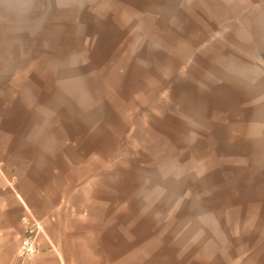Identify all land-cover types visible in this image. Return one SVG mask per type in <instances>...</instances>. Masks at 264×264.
<instances>
[{"label":"rangeland","instance_id":"obj_1","mask_svg":"<svg viewBox=\"0 0 264 264\" xmlns=\"http://www.w3.org/2000/svg\"><path fill=\"white\" fill-rule=\"evenodd\" d=\"M76 4L55 50L71 63L29 65L27 91L102 153L108 240L93 253L264 264V0Z\"/></svg>","mask_w":264,"mask_h":264},{"label":"crops","instance_id":"obj_2","mask_svg":"<svg viewBox=\"0 0 264 264\" xmlns=\"http://www.w3.org/2000/svg\"><path fill=\"white\" fill-rule=\"evenodd\" d=\"M76 1L0 0V264H20L24 215L42 226L40 251L25 264H119L117 248L110 261L90 248L108 240L103 169L91 166L102 153L78 148L61 131L70 122L28 101L29 65L71 63L55 50L70 48Z\"/></svg>","mask_w":264,"mask_h":264},{"label":"built area","instance_id":"obj_3","mask_svg":"<svg viewBox=\"0 0 264 264\" xmlns=\"http://www.w3.org/2000/svg\"><path fill=\"white\" fill-rule=\"evenodd\" d=\"M22 223L25 232L21 235L18 257L20 264H25L27 259L35 256L40 251L37 237L42 230V226L39 223L33 222L28 215L22 217Z\"/></svg>","mask_w":264,"mask_h":264}]
</instances>
